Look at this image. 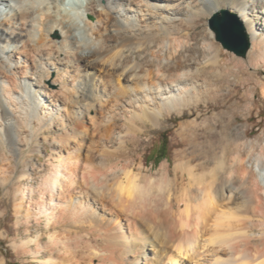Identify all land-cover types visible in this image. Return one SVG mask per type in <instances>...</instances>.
<instances>
[{"label": "bare ground", "instance_id": "obj_1", "mask_svg": "<svg viewBox=\"0 0 264 264\" xmlns=\"http://www.w3.org/2000/svg\"><path fill=\"white\" fill-rule=\"evenodd\" d=\"M223 11L251 42L232 66L208 24ZM260 69L264 0H0V221L13 198L27 235L13 240L16 254L39 264H264V143L256 154L231 118L229 145L204 150L200 136L225 115L198 112L217 110L233 83L251 100ZM173 115L189 119L177 133L188 150L174 179L168 162L146 177L142 140ZM47 145L36 192L23 182ZM33 224L45 230L32 234Z\"/></svg>", "mask_w": 264, "mask_h": 264}, {"label": "rangeland", "instance_id": "obj_2", "mask_svg": "<svg viewBox=\"0 0 264 264\" xmlns=\"http://www.w3.org/2000/svg\"><path fill=\"white\" fill-rule=\"evenodd\" d=\"M213 17L214 16L208 19V24H210V20ZM202 29H203V24H201L199 27V30ZM214 42L221 48L222 50L221 57L223 60L227 62L228 65L230 66L233 65V57H236L242 61L246 60V58L241 59V57L239 58L234 53L224 49L222 44L216 40L215 34H214ZM251 73H253V80L250 82V86L255 88V90L252 93L253 98L251 100H249L247 96V89L249 88V86H243L240 83L237 84L233 83L232 84L233 86H230V88L227 91H224L223 96L221 97V99H219L220 103L217 110H213V109L208 110L205 106H202L201 109L198 111L201 113V118L208 115L211 116L212 114H222L223 116L225 115L223 117L225 121L224 122L225 125L224 124L220 125L216 132L208 133L206 135L200 134L201 138L199 140V143L202 145V149L205 150V148L206 149L209 148L208 150H211V148H214L215 150L217 149L216 153L221 154L222 148H224L226 145L227 146L229 145L228 144L229 139L232 135L231 133L233 132L231 131L230 126L229 128L228 127L226 128L225 126L227 122H229L231 118H233L232 128L243 127L245 130L244 141H249L254 143L253 146L255 148L256 154L263 153L260 147L258 148L257 143L259 144L264 143V93H263L264 91L262 88L264 87V84H262V86L260 84V82L264 83V70L261 69L257 71L252 70ZM248 103H250L251 106L249 105V107H247ZM187 120L189 119L183 120L177 117L176 115H173V117L168 119L161 128L153 130L151 136H149L148 138L147 137L143 138L142 146H141L142 150H140L139 153L142 156V163L145 166L143 175L145 174L146 177L153 175L152 176L153 178H158L160 176L158 175V171L160 170V167L162 166L163 163L168 162L170 164L172 178L174 179L176 177L175 167L180 163V161L176 160L178 158V153L186 149L188 150V147L181 142L177 133L180 127L179 126L180 123ZM49 151L50 149L49 146L47 145V150L44 151L43 155L37 154L35 155V157L32 158L29 167H31V172L33 173L34 180L23 182V184H27V185L29 184L28 186H32L36 190V192H38L40 185L42 184L41 176L46 175V173H48L49 170V166H47V158H46V155L49 153ZM203 152L200 151L201 155H198L197 157L194 158L193 165H197L205 160V158L202 155ZM162 155L165 156L164 158L161 159L160 156ZM181 175L182 173L180 172V176ZM184 183L186 185L189 183L187 177L185 178ZM16 187L17 186L15 187L11 186L10 190L15 191ZM3 196H4V190L0 191V198ZM6 208H8V212L3 218H1L0 221V237H1L0 250L2 255L6 257L7 264H39L38 262L33 260L31 256H28L26 258H21V256L16 254L12 246L13 240L18 239L21 241L25 239L27 237L25 233L26 227L18 228L16 225L17 220L15 215V209H14L15 206H14L13 198L8 200L6 199L4 201L2 205V210ZM32 227H33L31 228L32 234H35V232L40 230L42 231L45 230V224H43V226L41 227L37 224H33ZM4 232L8 233L9 235L8 239L2 238L1 235ZM48 239L49 238H46V241H48Z\"/></svg>", "mask_w": 264, "mask_h": 264}, {"label": "water", "instance_id": "obj_3", "mask_svg": "<svg viewBox=\"0 0 264 264\" xmlns=\"http://www.w3.org/2000/svg\"><path fill=\"white\" fill-rule=\"evenodd\" d=\"M210 27L216 35V40L224 49L239 57H246L251 49V42L243 23L237 15L223 11L210 20Z\"/></svg>", "mask_w": 264, "mask_h": 264}, {"label": "trees", "instance_id": "obj_4", "mask_svg": "<svg viewBox=\"0 0 264 264\" xmlns=\"http://www.w3.org/2000/svg\"><path fill=\"white\" fill-rule=\"evenodd\" d=\"M164 156H165V155H162V156H160V158L162 159V158H164Z\"/></svg>", "mask_w": 264, "mask_h": 264}]
</instances>
